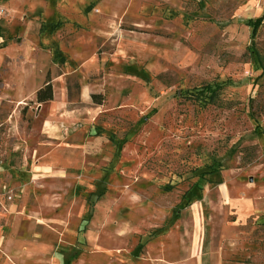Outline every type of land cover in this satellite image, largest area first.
<instances>
[{
    "label": "rangeland",
    "instance_id": "374dc122",
    "mask_svg": "<svg viewBox=\"0 0 264 264\" xmlns=\"http://www.w3.org/2000/svg\"><path fill=\"white\" fill-rule=\"evenodd\" d=\"M0 264H264V0H0Z\"/></svg>",
    "mask_w": 264,
    "mask_h": 264
},
{
    "label": "trees",
    "instance_id": "16d2710c",
    "mask_svg": "<svg viewBox=\"0 0 264 264\" xmlns=\"http://www.w3.org/2000/svg\"><path fill=\"white\" fill-rule=\"evenodd\" d=\"M260 59H263L262 55H259ZM101 94H93L92 98L99 102L101 101ZM54 100V87L52 84L51 72L49 71L46 75L45 82L36 92V101L38 103Z\"/></svg>",
    "mask_w": 264,
    "mask_h": 264
},
{
    "label": "crops",
    "instance_id": "0c3cea01",
    "mask_svg": "<svg viewBox=\"0 0 264 264\" xmlns=\"http://www.w3.org/2000/svg\"><path fill=\"white\" fill-rule=\"evenodd\" d=\"M249 3V2H248ZM250 3H251V1H250Z\"/></svg>",
    "mask_w": 264,
    "mask_h": 264
}]
</instances>
